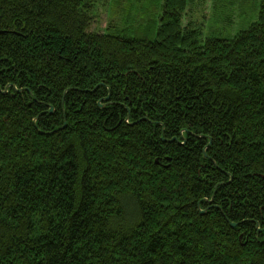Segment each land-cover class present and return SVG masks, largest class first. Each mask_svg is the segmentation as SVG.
Masks as SVG:
<instances>
[{
  "label": "trees",
  "instance_id": "16d2710c",
  "mask_svg": "<svg viewBox=\"0 0 264 264\" xmlns=\"http://www.w3.org/2000/svg\"><path fill=\"white\" fill-rule=\"evenodd\" d=\"M98 1L0 0V264H264V0L229 38Z\"/></svg>",
  "mask_w": 264,
  "mask_h": 264
},
{
  "label": "rangeland",
  "instance_id": "374dc122",
  "mask_svg": "<svg viewBox=\"0 0 264 264\" xmlns=\"http://www.w3.org/2000/svg\"><path fill=\"white\" fill-rule=\"evenodd\" d=\"M114 1V2H113ZM99 0L93 11L91 30L103 33L113 24L115 29L144 26L152 20L150 10L159 9L154 0ZM114 3L119 5L113 16ZM260 0H204L189 5L183 15L184 27L199 30L202 38L233 37L258 18ZM112 12V13H111ZM156 16V13H154ZM149 20V21H148Z\"/></svg>",
  "mask_w": 264,
  "mask_h": 264
}]
</instances>
